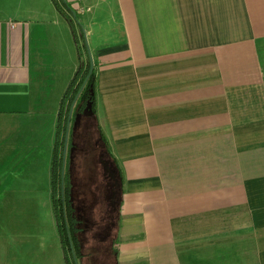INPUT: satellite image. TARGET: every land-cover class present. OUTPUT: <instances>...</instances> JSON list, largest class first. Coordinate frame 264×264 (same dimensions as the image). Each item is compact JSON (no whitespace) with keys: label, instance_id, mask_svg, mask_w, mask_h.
<instances>
[{"label":"crops","instance_id":"1","mask_svg":"<svg viewBox=\"0 0 264 264\" xmlns=\"http://www.w3.org/2000/svg\"><path fill=\"white\" fill-rule=\"evenodd\" d=\"M85 4L75 30L92 58L95 116L64 152L80 226L93 223L87 205L103 220L111 210L105 152L122 180L116 236L92 257L84 236L98 231L85 229L81 264H264V0ZM54 8L0 0V264L64 263L58 242L48 259L55 221L51 237L37 216L51 205L58 113L80 64L59 62L66 29L75 40ZM76 134L94 144V170Z\"/></svg>","mask_w":264,"mask_h":264},{"label":"trees","instance_id":"2","mask_svg":"<svg viewBox=\"0 0 264 264\" xmlns=\"http://www.w3.org/2000/svg\"><path fill=\"white\" fill-rule=\"evenodd\" d=\"M51 1L70 25L76 47L80 53L74 22L67 15L66 9H61L58 0ZM83 47L86 50V46L84 45ZM79 59V67L69 82L61 100L57 121L56 153L51 166V204L66 264H79V259L82 260L87 256L83 253L81 240L79 239L82 229L71 202V183L68 180V173L64 164L66 142L68 145L72 144L73 133L75 134L74 130H77V126L81 120L94 119L95 116V72L93 69L90 74L91 65L88 56L84 64L81 61V56ZM69 121L71 122V126L68 139H66ZM112 160L117 167L120 180H122L121 169L114 157H112ZM112 177L114 186L117 187L114 173ZM70 260H72V263Z\"/></svg>","mask_w":264,"mask_h":264},{"label":"rangeland","instance_id":"3","mask_svg":"<svg viewBox=\"0 0 264 264\" xmlns=\"http://www.w3.org/2000/svg\"><path fill=\"white\" fill-rule=\"evenodd\" d=\"M40 0H38V2H39ZM58 1H60V5H62L66 10H69L68 9V7L66 6V4H64V2H66V3H68L70 6V12H71V19H72V21L74 22V24H75V27L79 30V31H81L82 29H81V25H83L84 24V17H82L80 14H78L77 13V15H74V14H72V12H74V13H76L77 12V7L74 5V2H73V0H58ZM48 2V1H47ZM28 5H29V2H28ZM49 7V6H48ZM39 8H40V6H39ZM45 8H46V6H45ZM55 9V8H54ZM77 16V17H76ZM65 23H66V21H65ZM67 24V23H66ZM66 36H65V46H64V49H63V56H62V58H61V60L59 61L62 65H64L65 66V68L67 69V67H68V63H69V59H71V57H72V60H73V58L74 59H76V57L78 58H80V56H81V61L83 62V64L85 63V61H86V57L88 56L89 57V53H88V46L86 45V50L84 49V47H82V45H83V43H80L79 45V49H80V53H79V51H78V49H77V47L75 46V43H74V41H73V38H72V34H71V31H70V29H66ZM71 44V50L72 51H70V53H69V50H68V48H67V45L69 46ZM90 52V51H89ZM260 55H261V59H262V67H263V69H264V47L260 50ZM63 69V68H62ZM49 87V86H48ZM54 87H55V89H54V91H53V97H54V99L57 97V95H59V92H60V82H55V85H54ZM51 100H52V98H51ZM53 101V100H52ZM55 105V104H54ZM51 106H53V104H50V107ZM88 123V122H87ZM79 125V124H78ZM91 125V124H90ZM92 129H93V127H92ZM86 130V129H85ZM85 130H83L82 129V132H87V131H85ZM87 134H85V136H86ZM85 136H81V137H78L77 136V142H76V144H80L81 146L83 145V143H84V141H85V145H84V148L83 149H81L79 152L84 156V161H85V169H84V172L88 169V168H90L91 170H94V166H95V163H94V160L93 159H95V157L93 158L92 156H93V147H94V144L90 141V138H87L86 140H84V137ZM79 139H80V141H79ZM82 151V152H81ZM78 152V153H79ZM110 180V179H109ZM111 183H112V191H110V193H111V195H112V198H111V196H110V198H111V200H115L116 199V193H115V191H116V187L114 186V180H113V177H112V179H111V181H110ZM99 189V188H98ZM98 204V203H97ZM115 206V209H116V207H117V205H114ZM109 212H110V210L108 209V210H106L105 211V213H106V216H105V218H104V220H103V215H102V213H101V211H98V209H96L95 210V221L93 220V223L95 224V232H97L98 231V235L97 234H93V233H91V232H89L88 234H86L85 235V238H86V240H85V243H86V246L88 247V246H96L95 248H93L91 251H92V253L93 254H91V256L92 257H96V256H98L99 254H103V252L105 251V249H107V246L109 245V243H110V241L112 240V239H114L115 238V236H116V224H115V217L116 216H114V214L112 213L111 214V218H110V215H109ZM46 213H48L47 214V216L45 217V215L43 214V211L41 212V213H39V215H37L41 220H43V219H47V217H48V231H47V234H49V236H51L52 237V233H53V230H54V228H55V230H56V233H55V235H54V240L50 243V241H51V239H50V237H49V240H48V243H50V245H49V248H48V252H49V255H48V259H49V262H55V253H54V251H55V249L57 248L56 247V242H58V247H60L61 246V244H60V241H59V235H58V231H57V227L55 226L54 228H53V225H52V222H51V219L52 220H54L55 221V219H54V215H53V209H52V204L50 205V203H49V208H48V210L46 211ZM98 216L99 217H101V219H99L98 218ZM108 222H112V225H111V228H112V230H111V233H110V235H109V237H106V238H103V236L102 237H100V232H102V230L105 228V226L107 227V225L108 224H106V223H108ZM86 225H87V221H85L84 222V228L86 227ZM55 230H54V232H55ZM56 238L58 239V240H56ZM88 251V250H87ZM60 252V251H59ZM58 255H59V253H58ZM63 256H64V263L63 264H66V262H65V254H63ZM102 257V256H101ZM102 259V258H101ZM94 260V259H93ZM93 260H92V262H93ZM71 261V263H72V260H70ZM102 264H114V261H112L111 263L108 261V260H106L105 259V261L102 259ZM82 263V261H81V259H79V264H81ZM73 264V263H72Z\"/></svg>","mask_w":264,"mask_h":264},{"label":"flooded vegetation","instance_id":"4","mask_svg":"<svg viewBox=\"0 0 264 264\" xmlns=\"http://www.w3.org/2000/svg\"><path fill=\"white\" fill-rule=\"evenodd\" d=\"M84 121V120H83ZM83 124H84V122H83ZM111 170H112V176H113V173H114V176H115V179H116V175H115V172H114V170L111 168ZM111 179H112V177H111ZM116 181H117V179H116ZM110 184L112 185V183L110 182ZM82 186H83V184H82ZM117 187H118V181H117ZM117 187H116V192H117ZM115 192V193H116ZM112 202H113V204H112V207H111V210H110V213L112 214H114V216H115V212H116V210H117V207H116V209H115V206L114 205H117L116 204V199L113 201L112 200ZM95 203H97V202H95ZM95 203H93L92 205L91 204H89V205H87L86 207H85V209L83 210V213H86L88 216H91V221L93 222V220L95 221V210H96V208L95 207H93V205L95 204ZM85 221H88L86 218L84 219ZM92 225H90V227H85L84 228V226H80L81 228H82V231H81V233H80V235H79V239L81 238V234L85 231V229H91V227L93 226V224L94 223H91ZM104 230V229H103ZM102 230V231H103ZM85 235H86V232H85ZM98 235V234H97ZM99 236V235H98ZM101 236H103V235H101L100 234V237ZM84 238H85V236H84ZM80 240H82V239H80ZM84 240V239H83ZM83 240H82V242H83Z\"/></svg>","mask_w":264,"mask_h":264},{"label":"water","instance_id":"5","mask_svg":"<svg viewBox=\"0 0 264 264\" xmlns=\"http://www.w3.org/2000/svg\"><path fill=\"white\" fill-rule=\"evenodd\" d=\"M64 4H66V6L68 7V9L70 11L71 9L68 6V4L66 2H64ZM72 14H74V12H72ZM87 50H88V53H89V60H90V65H91L90 74H91L92 71H93V63H92V58H91V54L89 52V49H87ZM105 153H106L105 157L109 160L110 167L114 170L115 175H116V179L118 181V187H117V192H116V204H117V206H119L120 202H121V180H120V175L118 173L117 167L115 166L114 162L111 160V158L108 155V153L107 152H105Z\"/></svg>","mask_w":264,"mask_h":264},{"label":"built area","instance_id":"6","mask_svg":"<svg viewBox=\"0 0 264 264\" xmlns=\"http://www.w3.org/2000/svg\"><path fill=\"white\" fill-rule=\"evenodd\" d=\"M86 1L87 0H73L74 5L77 7L76 13L85 14L91 11V7L85 4ZM68 6L70 5L68 4Z\"/></svg>","mask_w":264,"mask_h":264}]
</instances>
